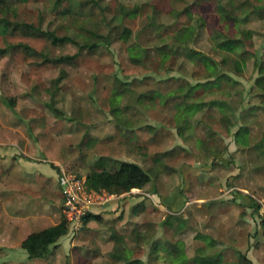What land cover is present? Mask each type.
Returning a JSON list of instances; mask_svg holds the SVG:
<instances>
[{
	"label": "rangeland",
	"instance_id": "rangeland-1",
	"mask_svg": "<svg viewBox=\"0 0 264 264\" xmlns=\"http://www.w3.org/2000/svg\"><path fill=\"white\" fill-rule=\"evenodd\" d=\"M74 1L81 15L61 16L53 10L54 0H28L12 3L6 18L78 41L82 30L107 36L108 47L79 52L72 43L53 46L41 32L14 30L0 23V122L6 127L0 133L6 131L7 136L8 127L18 125L23 135L20 150L24 152L27 144L31 148L28 154L35 156L33 161L46 164V158L33 155L32 150L52 143L67 150L74 124L84 126L85 136L80 133L77 137L81 138L80 147L84 146L80 165L65 170L57 167L56 171L83 180L97 171V131L102 126H113L118 132H140L136 128L147 124L149 127L142 129L143 143L135 134L133 140L132 135L125 139L135 146L128 155L166 181L195 166L216 167L220 172L226 164L231 173L222 178L224 184L218 192L200 193L204 199L196 211L192 205L175 214L163 208L156 197L154 201L147 198V191H140L138 196L150 200V208L138 221H131L128 211L127 223L116 232L118 245L123 247L117 249L118 260L122 264L131 260L164 264L168 251L159 240H165L168 249L175 238L186 233L184 248L190 255L199 252L200 258L210 256L209 252L220 249L218 243L230 250L224 263L264 262V239L256 237L261 234L257 214L264 216V104L255 96L254 86L257 64L264 62V0ZM240 2L244 7L233 12L241 21L236 26L217 13L218 6L231 10L232 6L241 7ZM62 6L68 7V3ZM6 11L0 6V18ZM124 29L130 31L126 39L121 38ZM183 31L190 38L175 40ZM236 37L245 40L247 54L240 72H234L229 61L237 58L231 52L235 43L225 41ZM78 52L71 61H56ZM202 55L211 58L215 67L210 69ZM214 69L229 79L210 78ZM196 85L199 87L189 92ZM239 129L247 130L245 140L240 136L245 144L235 141L234 133ZM101 165L116 170L120 164ZM1 167L9 169L8 164ZM158 179L151 175L152 181ZM189 186L181 193L185 202L196 197ZM219 201L237 207V217L225 219L215 214ZM255 204L260 207L258 213ZM181 221L186 225L178 234L174 226ZM228 235L229 243L219 241ZM212 245L214 250L209 247Z\"/></svg>",
	"mask_w": 264,
	"mask_h": 264
},
{
	"label": "crops",
	"instance_id": "crops-1",
	"mask_svg": "<svg viewBox=\"0 0 264 264\" xmlns=\"http://www.w3.org/2000/svg\"><path fill=\"white\" fill-rule=\"evenodd\" d=\"M76 125L73 126L75 131L72 132V135L74 137L70 134L71 140L76 142L70 140L67 150L63 146L60 149V146H57L56 143H52L50 147L32 150L33 155L38 154L37 156L45 157V161L49 162L46 164L33 161L35 156L30 155L31 148H28L27 144L24 145V152L20 150L18 145L23 141V135L20 133L18 125L14 128L8 127L10 131L7 132V136L6 131L0 133L2 136L5 135V137L0 136V264H122L123 261L118 260L117 249L123 247H121L122 244L118 245L120 238H118L119 234L117 235L116 232L120 233L121 227L127 223L128 211L131 212L132 216L130 220L133 221L135 218V221H138V219L145 217L150 208V200L154 201V197L160 201L163 208H167L175 214H178L183 207L189 209L192 205L194 206L193 211H196L201 207L199 204L204 199L200 193L218 192L224 184L222 178H226L231 173L224 167L226 164L222 166L220 172H216L219 171V168L216 167L202 169L195 166L194 168H187V172H176L173 179L169 180L168 178L166 181L163 176L149 167H144L134 159H130L128 155V152L132 153L134 151L130 148L135 149V146L134 142L128 144L125 139L128 135H132L131 139L133 140L135 134L140 143H143L145 137L142 129L149 127L147 124H142L136 128L140 132L131 129L118 132L115 127L104 125L97 131V171L92 172L107 170L101 163H135L142 167L150 178L151 175L153 178L160 177L158 180H151L142 190L133 189L139 191V193L140 191H147L144 195L150 200L144 196H138V192L136 194L129 192L123 195H110L103 191L109 196V200L106 203L91 207L89 212L98 216V218L89 220L75 231L69 227V233L51 248L47 258L29 260L26 253L21 250V243L28 235L53 227L62 219L63 200L59 186V175L62 172L58 174L56 171L57 167L67 169L76 165V168H78L81 163L80 155L84 153V146L80 147L81 138L79 141L77 137L80 133H82L81 137H84L86 130L84 126L81 125L80 128L79 124L77 127ZM1 128L6 130L2 122H0ZM21 153L22 156L28 159L19 156ZM2 164H8L9 169L1 167ZM177 176L178 181L176 180ZM184 178L187 181H183ZM85 179H83L84 182ZM164 181H166V185H164ZM188 185L195 190L196 197L189 202H185L181 193L188 188ZM239 197L237 196V199ZM242 204L248 205L245 202H242ZM157 207H160V205ZM215 207L214 213L222 214L225 219L229 217L236 218L238 215L237 207L227 206L225 202L219 201ZM213 209L209 211L211 212ZM137 212L141 214L137 215ZM170 219H172L171 216ZM185 223L186 221H181L177 226H174V229L178 227V234L186 225ZM167 226L170 228V223ZM185 234L175 238L176 241L170 244L168 249L165 240L161 239L159 243L162 244L164 251L167 252V250L173 248L180 258L191 260L189 264H229L224 263L227 253L230 252L226 248L227 245L217 243V250L220 246V251L209 252L210 256L200 258L202 255L199 252H191L192 255H190L185 251L183 238ZM226 237L228 238L218 239L219 241H226L224 243H229V235ZM256 237L260 239L261 234L257 233ZM214 245L209 247L214 250L216 248ZM223 248H226V250H223ZM129 262L132 263L133 261H128L126 264ZM255 264H264V262H256Z\"/></svg>",
	"mask_w": 264,
	"mask_h": 264
},
{
	"label": "trees",
	"instance_id": "trees-1",
	"mask_svg": "<svg viewBox=\"0 0 264 264\" xmlns=\"http://www.w3.org/2000/svg\"><path fill=\"white\" fill-rule=\"evenodd\" d=\"M26 1L28 0H0V6H2L3 9H7L6 12H2L4 17L0 18V23L6 27L12 26L14 30H30L36 33L41 32L40 34L43 36V38L53 46L72 43L78 48L79 52L83 50H88V51L96 50L99 46H104V47L109 46V41L107 36L98 37L96 34L84 30H82L84 33L83 35L77 36L81 39V41H78L68 35L59 37L51 31L38 30L36 29L37 27L33 24L10 22L6 18V15L13 7L12 3L26 2ZM63 2H67L68 7H63L62 6ZM243 3L244 2L239 3L241 7L232 6L231 10H226L224 6H218L217 13L220 15V17L223 20L227 22L229 21L234 22L236 26L241 21L240 19H238L237 15L234 14L233 12L235 10H238V8L244 7ZM245 3H248V1L245 0ZM252 8L257 9L256 7H252ZM53 10L64 17H73L82 14V11L78 8L77 3L74 0H54ZM129 35H130V31L128 29H124L121 38L126 39ZM186 38L187 39L190 38V35L188 34L187 31H183L182 33H179L174 36V39L177 41L180 40L183 41L186 40ZM225 41L235 43L234 44L235 48L231 52L234 53L237 56V58L236 59L230 58L229 61H231V63L233 64L234 72H238V71L240 72L242 70V66L247 56L246 51L244 50L245 40L236 37L233 40H229V38H226ZM79 52L75 56H66L63 58H57L56 61L60 63L71 61L75 57L79 56ZM38 55L40 56L41 54ZM137 55L138 53L135 54V56ZM202 59L210 69L215 67V62L211 58L202 55ZM45 60L47 59L45 58ZM222 61H223V65H225L226 60L223 59ZM256 72H257V77L254 80V86L256 88L255 96L259 97L261 103L264 104V62L257 64ZM214 74H212L213 76H211L210 78H215L216 80L229 79L227 78L228 76L226 74L217 75L215 69H214ZM60 76L64 77V72H62ZM197 87H199V85L191 87L189 92L192 91L193 89H196ZM9 105L11 107L13 106V104L11 103ZM246 134H247L246 129H239L237 132L234 133L235 141L238 142L239 144H245L243 143L242 140H240V136L241 138H244L243 140H245ZM262 142L264 143V132H263ZM150 181L151 178L148 175V173L139 165L135 163H121L118 169L116 170L115 169L102 170L99 172H92L91 174H89L85 179V189L87 191H93L96 193L104 191L110 195H123L129 193L133 189L142 190ZM254 208L256 213H258L260 207L257 204H255ZM140 214H141L140 212H137V215ZM96 218H98V216H95L91 213H87L83 218L82 224L85 225L89 220ZM257 219H258V226L261 231V236L264 239V216L257 214ZM68 233H69V224L65 220V218L62 217L61 221L57 225L28 235V237L21 243V250H23L26 253L27 258L29 260H43L47 258L51 248L62 237L66 236ZM167 251H168L167 258L164 260V264H189L191 262V260L180 258L177 255V252L173 250V248ZM136 263H137L136 261H133L132 263L129 262L128 264H136Z\"/></svg>",
	"mask_w": 264,
	"mask_h": 264
},
{
	"label": "built area",
	"instance_id": "built-area-1",
	"mask_svg": "<svg viewBox=\"0 0 264 264\" xmlns=\"http://www.w3.org/2000/svg\"><path fill=\"white\" fill-rule=\"evenodd\" d=\"M59 186L62 193V214L73 231L82 226L84 216L90 212L91 207L106 203L109 196L102 192L87 191L85 182L66 172L59 176ZM138 192L131 190L130 192ZM149 197V195H148Z\"/></svg>",
	"mask_w": 264,
	"mask_h": 264
}]
</instances>
